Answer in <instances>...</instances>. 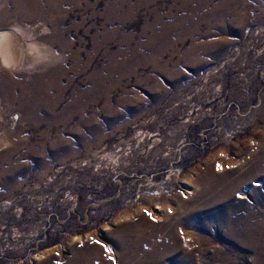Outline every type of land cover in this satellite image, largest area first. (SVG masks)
<instances>
[{
  "label": "rangeland",
  "instance_id": "374dc122",
  "mask_svg": "<svg viewBox=\"0 0 264 264\" xmlns=\"http://www.w3.org/2000/svg\"><path fill=\"white\" fill-rule=\"evenodd\" d=\"M5 32L0 264H264V0H0Z\"/></svg>",
  "mask_w": 264,
  "mask_h": 264
},
{
  "label": "bare ground",
  "instance_id": "6f19581e",
  "mask_svg": "<svg viewBox=\"0 0 264 264\" xmlns=\"http://www.w3.org/2000/svg\"><path fill=\"white\" fill-rule=\"evenodd\" d=\"M18 53H19V50L17 47L16 38L12 34H10V32H5L3 35H1L0 36V59H1L2 65L8 66L10 65V63L14 62L18 57ZM148 221L149 220H147V222ZM147 222L145 219L142 218L136 221V223H133V225L131 226H124L118 229L116 232V234H118L120 237L118 240V243L126 248L127 246L131 247L135 245L136 248H134L133 250L138 252V249L142 247L145 241L142 242L140 246L136 238L139 236V228L146 225ZM246 229L247 231L242 233L241 236H243L246 239L245 240L246 244L249 246L252 245V248H253V245L255 244L251 236L253 228L247 227ZM160 231H161L160 229H156L155 235L158 234ZM171 231H176V229L175 228L165 229V231H163L162 238L158 240L159 242L157 240H156L157 242L156 241L154 242L155 237L152 238V241L154 242L152 248H154L156 252H158L156 250L158 247L162 245H168L170 244V242H172ZM128 235H130L129 239H127ZM124 241H126V243ZM95 247H90L88 250L77 253L76 257L73 260H71L69 264H82L83 262H88V260L90 261L91 260L90 258L92 257L91 255L94 254L96 251Z\"/></svg>",
  "mask_w": 264,
  "mask_h": 264
}]
</instances>
